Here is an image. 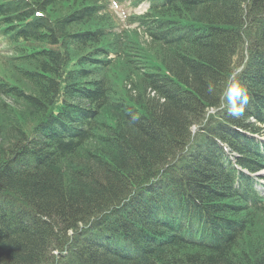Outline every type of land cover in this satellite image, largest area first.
I'll return each instance as SVG.
<instances>
[{"label":"trees","instance_id":"obj_1","mask_svg":"<svg viewBox=\"0 0 264 264\" xmlns=\"http://www.w3.org/2000/svg\"><path fill=\"white\" fill-rule=\"evenodd\" d=\"M152 1L143 48L164 70L146 71L99 0H0V108L26 125L0 142V264H264V0ZM124 61L142 92L112 83Z\"/></svg>","mask_w":264,"mask_h":264},{"label":"rangeland","instance_id":"obj_2","mask_svg":"<svg viewBox=\"0 0 264 264\" xmlns=\"http://www.w3.org/2000/svg\"><path fill=\"white\" fill-rule=\"evenodd\" d=\"M76 2H79V0H76ZM74 6H76V5L74 4L73 6H71V4H69V5L66 4L63 7H65V11L67 12L70 8H72ZM75 29L83 30V31L87 30V29H80L77 27H75ZM131 37L132 36H130V38ZM140 38H141V46H139V47H140V49H142V51H140V50H137V51H138L140 56H142V53H144L146 55V57H144L143 60H145V66L148 69L145 67L147 69V70L146 69L145 70L150 71V70H154V68L155 69L159 68L161 70H164V66L157 59V56L154 55V51L151 53L148 51L149 49L143 48L144 46L145 47L147 46L149 48L150 43H151V42L149 43L150 40L145 38L143 35H141ZM138 39L139 38H136V40H138ZM112 73H113L112 76L110 75L111 81L113 84H115V87L117 88V90L122 91V92L125 90V92H129V86L131 84L130 82L133 81V83L135 84V88L138 89L136 91L142 92V87H141V83L139 81L138 76L136 75V73H134L130 69V67L128 66V63H126L125 61L122 64L117 65ZM24 89L26 91V88H24ZM5 103H6L7 107H9V105L15 104V102L13 100H10V99L5 100ZM20 106H21L20 107L21 109L19 111L22 113V115L24 117V121L31 123V121H32L31 119H33L32 115H34L36 113V110L30 109L29 107H27L26 105H23V104H20ZM0 109L2 111V113L0 114V136H1L0 142L3 140V142H5V144H4L5 149H11V148L16 147V145H13V144L16 140L17 141L19 140L18 135L21 136L20 133L25 131L26 125L23 122H21V119L16 115H13L12 118H10L9 115H4L5 110H7V109H4V110L2 108H0ZM206 112H209V110H206ZM210 112H212V111L210 110ZM210 112H209V114H210ZM115 113H116L115 111L114 112H112V111L102 112L101 118L105 120L104 122H107L108 124L111 125V122H113L116 119ZM204 114H205V119L203 121H201L200 123H195L190 128V131L191 132L193 131L194 134H196V131H201L200 129L198 130V128L202 127L203 124L209 123V119L207 118L208 113H204ZM3 116H6V117H3ZM211 124H212V122H211ZM16 127H17V129H15ZM104 129H105V131L108 130L107 127H105ZM22 134H25V133H22ZM198 135H196V136H198ZM6 142H8L9 144H7ZM103 144H104V142H103ZM87 151L89 153L92 152L88 155L89 158L90 157H97V158L101 159V157L103 155H106V152L104 151L103 146L100 144V142H94L92 145H90V150L88 148ZM258 217H259V219L257 220V222L260 226L264 217L263 216H258ZM82 228H84V225L83 224L79 225V229L76 232H80L82 230ZM262 231L263 230L257 231V235L261 236ZM74 233H75V231L72 232V230H71V231H69L68 234L71 235ZM245 243L249 244V240H245ZM50 248H51V255H54L58 259H60L62 253L60 251H58L54 247V245H52ZM248 254L251 255L252 252L250 250H248Z\"/></svg>","mask_w":264,"mask_h":264},{"label":"clouds","instance_id":"obj_3","mask_svg":"<svg viewBox=\"0 0 264 264\" xmlns=\"http://www.w3.org/2000/svg\"><path fill=\"white\" fill-rule=\"evenodd\" d=\"M228 111L233 116L243 114V105L248 102L247 90L239 80L229 77V83L225 89Z\"/></svg>","mask_w":264,"mask_h":264}]
</instances>
